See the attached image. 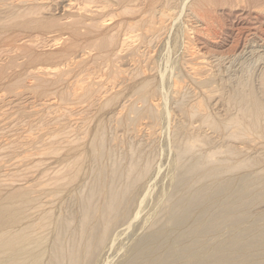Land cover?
Masks as SVG:
<instances>
[{"label":"rangeland","instance_id":"rangeland-1","mask_svg":"<svg viewBox=\"0 0 264 264\" xmlns=\"http://www.w3.org/2000/svg\"><path fill=\"white\" fill-rule=\"evenodd\" d=\"M15 1L0 0V8ZM69 1L15 4L0 16V178L5 173L8 181L2 186L0 179V206L31 187L25 191L39 217L28 221L36 219L38 230L30 231L36 234L22 264H53L60 251L61 264H71V251L79 264H264V24L259 39H247L251 23L220 9L223 28L212 40L194 15L197 0H72L105 7L94 21L73 17L65 9ZM163 12L169 17L160 25ZM67 20L78 22V38ZM100 20L110 25L101 28ZM131 30L138 38L119 51ZM191 49L205 52L209 66L199 80L188 71L200 62ZM47 68L60 73L34 78ZM94 82L106 95L86 94ZM74 92L82 95L79 102ZM254 107L262 113L255 127L247 117ZM232 121L250 129L246 138L229 137ZM187 145L193 150L181 152ZM242 161L249 166L231 168ZM193 164L198 171L188 173ZM221 164L231 170L212 178L209 171ZM10 177L19 182L9 186ZM110 190L120 198L108 224L101 214ZM92 191L94 215L86 221L83 205Z\"/></svg>","mask_w":264,"mask_h":264},{"label":"bare ground","instance_id":"bare-ground-1","mask_svg":"<svg viewBox=\"0 0 264 264\" xmlns=\"http://www.w3.org/2000/svg\"><path fill=\"white\" fill-rule=\"evenodd\" d=\"M55 1V0H54ZM66 1V0H65ZM75 1V0H74ZM73 1V2H74ZM91 1V0H90ZM99 1V0H98ZM2 2V1H1ZM16 3H11V4H9V5H7V7H5L4 6V8L3 7H1L0 8V16H2V15H5L6 13H8L7 12V10H9L11 7H14L15 8V6L16 5H22V6H25V7H32V6H37V5H40V4H42V2H43V0H16L15 1ZM49 2V1H48ZM76 2V1H75ZM74 2V3H75ZM83 2V1H82ZM84 2H85V0H84ZM159 2V1H158ZM171 2V1H170ZM66 3V2H65ZM74 3H72V0H70L69 1V3H68V5L65 7V9H66V11H70L71 9H73V12H74V15H72L73 17H81V18H83V19H89V20H91L92 19V21H94L93 20V18H96V17H102L103 15H104V8H102V7H100L98 4V6H96V7H94V8H92V9H90V8H88V7H86V6H84V7H81V6H75V4ZM88 3V2H87ZM94 3V2H93ZM3 4V3H2ZM16 4V5H15ZM84 4V3H83ZM5 5V4H4ZM95 5H96V3H95ZM92 6V5H91ZM102 6H104V4L102 5ZM38 7V6H37ZM3 8V9H2ZM23 9V8H22ZM31 9V8H30ZM108 8H106V10H107ZM158 9V8H157ZM221 9V10H220ZM223 9V10H222ZM25 10H26V8H25ZM28 10V9H27ZM37 10V9H36ZM220 10V11H219ZM224 10H226V11H224ZM11 12H12V10H10ZM13 11H15V9L13 10ZM31 11H33V10H29V12H28V14L29 13H31ZM35 11V10H34ZM194 11H195V13H194V15L196 14V18H197V20L200 22V24L201 25H199V26H201V31L202 32H205V36H207L208 38H210V39H212V40H215L216 39V34H217V31H219L218 29H222L223 27H222V22H221V19H220V17H218V11L221 13V14H223V13H225V12H229V13H232V12H236L237 13V16L236 17H239L238 19H239V22H243V21H245L246 19V22L247 21H249V23H251V26L250 27H248V26H243V27H245V30L247 29V31H248V33H251V35L249 36V37H247V39H255V41L257 40V39H259V35L261 34L260 33V31H261V29H262V25L264 24V0H197V2H196V4H195V9H194ZM11 12H10V15H11ZM20 12V11H19ZM119 12V11H118ZM161 12V11H160ZM34 13V12H33ZM41 13V12H40ZM40 13H34L33 15H37L38 16V14H40ZM108 13V12H107ZM120 13V12H119ZM169 13V12H168ZM9 14V13H8ZM17 14H18V12H17ZM23 14V13H22ZM24 14H25V12H24ZM155 14V13H154ZM170 14V13H169ZM15 15H16V13H15ZM30 15H32V14H30ZM115 15V14H114ZM145 15H147L146 13H145ZM153 15V14H152ZM6 16V15H5ZM9 16V15H8ZM14 16V15H13ZM13 16H11V17H13ZM18 16H20V15H18ZM23 16H25V15H23ZM110 16V15H109ZM235 16V15H234ZM71 17V16H70ZM123 17V16H122ZM169 17V15H167L166 13H160V16H159V23H160V25H161V23H164L166 20H167V18ZM225 17V16H224ZM247 17H249L250 19H248ZM21 18H22V16H21ZM29 18H30V16H29ZM29 18H28V20L27 21H29ZM32 18H33V16H32ZM46 18V17H45ZM108 18V17H107ZM107 18H105V19H107ZM232 18V17H231ZM35 19V18H34ZM76 19V18H75ZM79 19V18H78ZM77 19V20H78ZM83 19H81V20H83ZM103 19V18H102ZM155 19V18H154ZM237 19V20H238ZM2 20V19H1ZM0 20V21H1ZM7 20V19H6ZM5 20V21H6ZM13 20V19H12ZM16 20V19H15ZM19 20V19H18ZM30 20H31V18H30ZM45 20V19H44ZM81 20H79L80 22H81ZM84 20V21H85ZM143 20V19H142ZM229 20V19H228ZM3 21V20H2ZM20 21V20H19ZM26 21V20H25ZM43 21V20H42ZM69 20H67V22L65 23V25H67L68 27H70L69 29H70V34H71V37L72 38H78L79 36H80V32H79V30H78V28H77V26H78V22L77 21H70L71 23H69L68 22ZM83 21V22H84ZM96 21H99V19L98 20H95V22ZM101 21V20H100ZM137 21V20H136ZM141 21V20H140ZM152 21V20H151ZM235 21V20H234ZM23 23H24V21H22ZM30 23L31 22H35V23H37L38 21H29ZM28 22V23H29ZM91 22V21H90ZM89 22V23H90ZM111 22H112V20H111ZM113 22H114V20H113ZM10 23V22H9ZM16 23H18V22H16ZM32 23V24H33ZM88 23V24H89ZM136 23V22H135ZM149 23H151V22H149ZM13 24V23H12ZM41 24V23H40ZM85 24V23H84ZM227 24V23H226ZM225 24V25H226ZM8 25V24H7ZM21 25V24H20ZM27 25V24H26ZM45 25V24H44ZM43 25V26H44ZM81 25V24H80ZM79 25V26H80ZM87 25V24H86ZM93 25H94V23H93ZM93 25H92V27H93ZM97 25V24H96ZM98 25H100L99 27H101V28H106V27H108L109 25H110V22L109 23H107V21L106 20H103V21H101L100 22V24H98ZM130 25V24H129ZM136 25V24H135ZM198 25V24H197ZM246 25V24H245ZM16 26V25H15ZM64 26V25H63ZM111 26H113V25H111ZM148 26H149V24H148ZM152 26V25H151ZM9 27V26H8ZM24 27H26V26H24ZM29 27V26H28ZM27 27V28H28ZM86 27V26H85ZM132 27V26H131ZM130 27V28H131ZM155 27V26H154ZM158 27V26H157ZM236 27V26H235ZM3 28V27H2ZM42 28V27H41ZM91 28V27H90ZM98 28V27H97ZM234 28V27H233ZM151 29V28H150ZM149 29V30H150ZM164 29V28H163ZM242 29V28H241ZM241 29L239 30L240 32H241ZM244 29V28H243ZM25 30V29H24ZM100 30V29H99ZM107 30V29H106ZM132 30H134V29H132ZM131 30V31H132ZM154 30V29H153ZM244 30V31H245ZM114 31V30H113ZM138 31V30H137ZM157 31V30H156ZM237 31V30H236ZM243 31V30H242ZM264 31V30H263ZM89 32V31H88ZM94 32V31H93ZM100 32V31H99ZM112 32V31H111ZM115 32V31H114ZM118 32V31H117ZM91 33H92V30H91ZM243 33V32H242ZM51 34V33H50ZM114 34V33H113ZM229 34V33H228ZM101 35V34H100ZM48 36H49V34H48ZM47 36V37H48ZM69 36V35H68ZM108 36V35H107ZM139 36H142V35H139ZM228 36V35H227ZM239 36V35H238ZM247 36V35H246ZM63 37V36H62ZM147 37V36H146ZM150 37V36H149ZM258 37V38H257ZM263 37V36H262ZM32 38V37H31ZM67 38V37H66ZM103 38H105V37H103ZM108 38H109V36H108ZM137 39L138 38V35H135V33L132 31L131 33H129V34H127L125 37H124V39L122 40V42H121V44H120V46H118V49H120L119 51H121L122 49H124V47H127L128 45H130L131 46V44L130 43H132V41L134 40V39ZM193 38V37H192ZM36 39V38H35ZM110 39V38H109ZM109 39H108V41H109ZM77 40V39H76ZM104 40V39H103ZM119 40V39H118ZM199 40V39H198ZM232 40H233V38H232ZM239 40V41H238ZM107 41V42H108ZM260 41H261V39H260ZM55 42V41H54ZM79 42V41H78ZM103 42V41H102ZM110 42V41H109ZM233 42H234V40H233ZM239 42H240V37L239 38H237L236 39V42H235V44L237 45V46H239L238 44H239ZM249 42V41H248ZM253 42V41H252ZM114 43H116V42H114ZM113 43V44H114ZM247 43V42H246ZM256 43V42H255ZM31 44V43H30ZM95 44V43H94ZM248 44V43H247ZM253 44V43H252ZM258 44V42L255 44V45H257ZM262 44L264 45V39L262 40ZM50 45V44H49ZM106 45V44H105ZM112 45V43L110 42V43H108V46H111ZM28 46H29V44H28ZM56 46V45H55ZM70 46V45H69ZM91 46V45H90ZM89 46V47H90ZM93 46V45H92ZM107 46V45H106ZM105 46V47H106ZM107 46V47H108ZM113 46V45H112ZM244 46H247V45H244ZM88 47V48H89ZM106 47V48H107ZM114 47V46H113ZM129 47V46H128ZM127 47V48H128ZM194 47V46H193ZM261 47V46H260ZM263 47V46H262ZM18 48V47H17ZM30 48H32V47H30ZM104 48V47H103ZM115 48V47H114ZM113 48V49H114ZM127 48H125V49H127ZM192 48V47H191ZM259 48V47H258ZM125 49H124V51H125ZM130 49V48H129ZM246 49V48H245ZM261 50H263V48H260ZM259 49V50H260ZM116 50H117V48H116ZM132 50V49H131ZM26 51V50H25ZM123 51V50H122ZM127 51V50H126ZM136 51V50H135ZM21 52V51H20ZM82 52V51H81ZM84 52V51H83ZM110 52V51H109ZM132 52V51H131ZM189 52H190V57H192L194 60H197V61H199L200 60V62L198 63L197 62V64L195 65V66H193V67H191V68H189V73L190 74H192L193 75V77L194 78H196V79H200L201 77H204L205 76V74H206V72H207V67H209L208 65H207V61H206V58L205 57H203V55H204V53L203 54H201V51L200 50H198V51H196V50H193V49H191V50H189ZM224 52V51H223ZM19 53V52H18ZM30 53V52H29ZM72 53V52H71ZM79 53V52H78ZM120 53V52H119ZM61 54V53H60ZM103 54V53H102ZM75 55V54H74ZM137 55V54H136ZM216 55V54H215ZM82 56H85L84 54L82 55ZM106 56V55H105ZM206 56V55H205ZM114 57V56H113ZM189 57V58H190ZM94 58V57H93ZM110 58V57H109ZM121 58V57H120ZM260 58V57H259ZM28 59V58H27ZM76 60H77V58H76ZM192 60V59H191ZM79 61H83V62H85V58L84 57H80V60ZM219 61V60H218ZM221 61V60H220ZM219 61V62H220ZM239 61V60H238ZM237 61V62H238ZM72 62V61H71ZM196 62V61H195ZM223 62V61H222ZM78 63V62H77ZM80 63V62H79ZM113 63V62H112ZM193 63V62H192ZM241 63H243V62H238V64H236V65H240L241 66ZM86 65V64H85ZM99 65V64H98ZM194 65V64H193ZM233 65V64H232ZM20 66V65H19ZM212 66V65H211ZM1 68V67H0ZM231 68H237V66L235 67V66H231ZM98 69V68H97ZM11 70V69H10ZM37 70V69H36ZM211 70H212V68H211ZM235 71V70H234ZM233 71V72H234ZM39 72V71H38ZM36 73V74H33V76H34V78L36 79L39 75H42V76H45V77H48V78H50L49 76H53L56 72H57V69L55 68V69H51V68H47V69H44V70H42V72H40V73ZM213 72V71H212ZM238 72V71H237ZM34 73V72H33ZM57 73H60V72H57ZM56 73V74H57ZM3 74V73H2ZM37 74H39V75H37ZM62 74V73H61ZM64 74V73H63ZM102 74V73H101ZM236 74V73H235ZM110 75V74H109ZM55 76V75H54ZM26 77V76H25ZM31 77V76H30ZM41 77V76H40ZM52 78H54V77H52ZM261 78V77H260ZM27 79V78H26ZM31 79V78H30ZM57 80H59V79H57ZM90 80V79H89ZM195 80V79H194ZM262 80V79H261ZM78 81V80H77ZM39 82V81H38ZM43 82V81H42ZM41 82V83H42ZM66 82V81H65ZM101 82V81H100ZM40 83V84H41ZM94 83H96V82H94ZM202 83V82H201ZM262 83V82H261ZM264 83V82H263ZM20 84V83H19ZM101 84H102V82H101ZM179 85V84H178ZM177 85V86H178ZM21 86V85H20ZM97 86H99V84H93V85H89V86H86L85 88H84V91H86V94H105L106 92H103L102 93V91H100L98 88H97ZM263 86H264V84H263ZM262 85H260V87L262 88L263 87ZM16 87V86H15ZM28 87V86H27ZM32 87H34V86H32ZM180 87H182V86H180ZM38 88V87H37ZM122 88V87H121ZM176 89H177V92L179 91V87H176ZM19 90H20V88H19ZM82 90V89H81ZM260 90V89H259ZM15 91V90H14ZM77 91V90H76ZM179 92H181V91H179ZM16 93V92H15ZM210 93V92H209ZM10 94V93H9ZM213 94V93H212ZM106 95V94H105ZM244 95V94H243ZM32 96V95H31ZM66 96V95H65ZM82 96V95H81ZM80 96V94L78 93V92H74V94L72 95V97H75L76 98V100H78V98H80L81 97ZM84 96H85V92H84ZM83 96V97H84ZM87 96V95H86ZM1 97V96H0ZM14 97V96H13ZM24 97V96H23ZM99 97V96H98ZM241 97V96H240ZM29 98V97H28ZM63 98V97H62ZM68 98V97H67ZM1 99H4V98H0V100ZM84 99V98H83ZM97 99V98H96ZM101 99V98H100ZM248 100V99H247ZM11 101V100H10ZM80 100H78L77 102H79ZM92 101V100H91ZM98 101V100H97ZM9 102V101H8ZM7 102V103H8ZM13 102V101H12ZM17 102V101H16ZM16 102H15V105H16ZM52 102V101H51ZM74 102H75V100H74ZM252 102V101H251ZM43 104V103H42ZM48 104H49V102H48ZM47 104V105H48ZM51 104H53L54 105V102L53 103H51ZM80 104V103H79ZM154 104V103H153ZM1 105V104H0ZM18 105V104H17ZM46 105V106H47ZM52 105V106H53ZM196 105V104H195ZM11 106V105H10ZM85 106V105H84ZM259 106V105H258ZM7 107V106H6ZM5 107V108H6ZM198 107V106H197ZM246 107V106H245ZM260 107V106H259ZM49 107H47V109H48ZM53 108V107H52ZM70 108V107H69ZM88 108V107H87ZM90 108V107H89ZM250 108V107H249ZM257 108V107H256ZM261 108V107H260ZM66 109V108H65ZM197 109V108H196ZM200 109V108H199ZM254 109H255V107H254ZM253 109V110H254ZM10 110V109H9ZM62 110H64V109H62ZM247 110V109H246ZM249 110V109H248ZM3 111V110H2ZM193 111V110H192ZM1 112V111H0ZM10 112V111H9ZM155 112V111H154ZM250 113L248 114V116L247 117H249L251 120H252V123L251 124H253V126L255 127V124L256 125H258L257 124V120H259V118H260V116H262V113L259 111V109L257 108V109H255V111H249ZM122 113V112H121ZM149 113V112H148ZM153 113V112H152ZM192 113V112H191ZM196 113V112H195ZM198 113V112H197ZM79 114V113H78ZM202 114V113H201ZM12 115V114H11ZM208 115V114H207ZM1 116V115H0ZM4 116V115H3ZM9 116V115H8ZM196 116V115H195ZM204 116V115H203ZM205 117H207V116H205ZM9 118V117H8ZM204 118V117H203ZM44 119V118H43ZM235 119V118H234ZM261 119V118H260ZM6 120V119H5ZM240 120V119H239ZM254 121L256 122L255 124H254ZM1 123V122H0ZM4 123V122H3ZM202 123V122H201ZM216 124V123H215ZM215 124H213V125H211L213 128H216V125ZM219 126V125H218ZM202 128V127H201ZM219 128V127H218ZM226 128H228V129H230V130H228V131H230L229 132V137H231V138H233V140L236 138V140L238 139V138H246V136H248V133H249V131H250V129L241 121V122H237V121H232V123L229 125V126H227L226 125ZM198 130V129H197ZM263 130V129H262ZM219 131V130H218ZM64 134V133H63ZM69 134V133H68ZM60 135V134H59ZM152 136V135H151ZM225 137V136H224ZM207 138V137H206ZM209 138V137H208ZM249 139H250V137H248ZM248 138L247 139H245V141L247 142V140H248ZM53 139V138H52ZM242 139V140H243ZM62 140V139H61ZM241 140V139H240ZM59 141V140H58ZM71 141V140H70ZM230 141V140H229ZM239 141V140H238ZM251 140H249V142H250ZM53 142V141H52ZM57 142V141H56ZM61 142V141H60ZM66 142V141H65ZM253 142V141H252ZM256 142H254V144H255ZM249 144H251V143H249ZM253 144V145H254ZM51 145H52V143H51ZM55 145V144H54ZM68 145V144H67ZM245 145V144H244ZM8 147H9V144L7 145ZM259 146V145H258ZM7 147V148H8ZM233 147V146H232ZM231 147V148H232ZM247 147V146H246ZM260 147V146H259ZM54 148V147H53ZM185 150L184 151H181V152H183V153H187V152H190L191 151V149H192V146H190L189 147V145H187V147L185 146ZM257 148V147H256ZM1 149V148H0ZM2 149H4V148H2ZM60 149V148H59ZM221 149V148H220ZM234 149H236V148H234ZM49 150V149H48ZM62 150V149H61ZM193 150V149H192ZM55 151V150H54ZM237 151V150H236ZM49 152V151H48ZM229 152V154H231V155H234L235 154V151L234 150H232V151H228ZM228 152H226V154L228 153ZM2 153H3V151H2ZM11 153V152H10ZM239 153V152H238ZM243 153V152H242ZM43 154V153H42ZM228 154V155H229ZM237 154V153H236ZM1 155V154H0ZM29 155H31V154H29ZM181 155H182V153H181ZM203 155V154H202ZM225 155V154H224ZM219 156V155H218ZM221 156V155H220ZM236 156V155H235ZM28 157V156H27ZM212 157V156H211ZM3 158V157H2ZM5 159V158H4ZM4 159H2V160H4ZM9 159V158H8ZM19 159V158H18ZM18 159H16V160H18ZM26 159V158H25ZM227 159V158H226ZM22 160V159H21ZM210 160H211V158H210ZM223 160L224 159H222V163H226L227 164V162L226 161H224L223 162ZM253 160V159H252ZM5 161V160H4ZM4 161H1L2 163H0L1 165L2 164H4L3 162ZM217 161V160H216ZM228 161H230V160H228ZM258 161V160H257ZM10 162V161H9ZM20 162V161H19ZM196 162V161H195ZM202 162V161H201ZM200 162V163H201ZM221 162V161H220ZM13 163H14V160H13ZM21 163V162H20ZM198 163V162H197ZM207 163V162H206ZM255 163V162H254ZM189 164V163H188ZM203 164V163H202ZM202 164H200V166L202 165ZM249 164V162L248 161H246V162H244V161H242V162H238L235 166H232L231 168H233V170L234 169H238V168H240V167H245L246 165H248ZM0 165V166H1ZM5 165H7L8 166V164H5ZM15 165H17V162H16V164ZM227 165H229V164H227ZM227 165H224V164H221L220 166H217V167H213V169L211 170V171H209V172H211L210 174H211V176H212V178L213 177H216V176H218V174H220V172H222V170H224V169H229L230 168V166H227ZM10 166V165H9ZM13 166V165H12ZM18 166V165H17ZM249 166V165H248ZM247 166V167H248ZM5 167V166H4ZM25 167V166H24ZM188 167V166H187ZM202 167V166H201ZM1 168V167H0ZM7 168V167H6ZM13 168V167H12ZM28 168V167H27ZM133 168V167H132ZM231 168L229 169V170H231ZM24 169V168H23ZM26 169V168H25ZM5 170V169H4ZM10 170V169H9ZM19 170H21V169H19ZM27 170V169H26ZM29 170H31V169H29ZM57 170V169H56ZM130 170V169H129ZM6 171H7V169H6ZM14 171V170H13ZM16 171V170H15ZM195 171H198V164H193V165H191L190 167H188L187 168V172L188 173H192L193 174V172H195ZM225 171V170H224ZM30 172V171H29ZM208 172V171H207ZM207 172H205L204 174H206ZM226 172V171H225ZM2 173V172H1ZM22 173V172H21ZM20 173V174H21ZM34 173V172H33ZM49 173V172H48ZM117 173V172H116ZM198 173V172H197ZM12 174V173H11ZM57 174V173H56ZM59 174V173H58ZM115 174V173H114ZM29 175H31V174H29ZM191 175V174H190ZM195 175V174H194ZM208 176H209V174H207ZM207 175H203V176H207ZM3 176H5V173H4V175ZM3 176H2V178H3ZM207 176V177H208ZM8 177V176H7ZM14 177V176H13ZM115 177V176H114ZM183 177V176H182ZM206 177V178H207ZM246 177V176H245ZM2 178H0V179H2ZM12 177H10V178H8V179H11ZM21 178V177H20ZM5 180H6V178H4ZM22 179V178H21ZM130 179V178H129ZM3 180V179H2ZM25 180V179H24ZM50 180V179H49ZM114 180H115V178H114ZM41 181V180H40ZM130 181V180H129ZM1 182V181H0ZM19 182V180L17 179V178H15V179H11L10 180V183H9V186L11 185L12 186V184H17ZM29 182V181H28ZM31 182V181H30ZM2 183V182H1ZM8 181H4L3 180V184H2V186H7L8 187ZM22 183H24V182H22ZM35 183V182H34ZM52 183V182H51ZM130 183V182H129ZM20 184V183H19ZM37 184V183H36ZM42 184H44V183H42ZM41 184V185H42ZM107 184H109V183H107ZM127 184V183H126ZM1 185V184H0ZM24 185V184H23ZM28 185V184H27ZM129 185V184H128ZM34 186V185H33ZM40 186V185H39ZM39 186H38V188H39ZM44 186V185H43ZM48 186V185H47ZM57 186V185H56ZM59 186V185H58ZM110 186V189H111V185H109ZM113 186H115V185H113ZM1 187V186H0ZM130 187H132V185H129V187H127L126 188V191H129V189H131ZM12 188V187H11ZM28 187H26V188H23L22 187V191L20 192V189H19V192L20 193H15L14 195L13 194H11V195H13L14 196V198L16 199V200H14V202L13 203H9L10 205H1L0 206V264H7V263H5V262H11L12 264H22V261H23V259L24 258H21V256L23 255L22 253L27 249V247L29 246V245H31L32 244V242H31V235L33 234V235H35L36 234V232H37V230H38V228H37V226L35 225V222L38 220V216H36L35 217V215L37 214V212H36V208H37V206H36V204H35V206L36 207H34V206H32L31 205V202H30V200H29V197L27 196V193H26V189H27ZM31 187H29L28 189H30ZM41 188V187H40ZM42 189V188H41ZM95 189V188H94ZM94 189H92V190H94ZM112 189H114V187L112 188ZM115 189H116V187H115ZM26 190V191H25ZM32 190V189H31ZM119 190V189H118ZM29 191V190H28ZM58 191V190H57ZM95 191V190H94ZM94 191H92L91 192V195L89 196V199L88 200H86V202H85V204L83 205V208H84V212H85V214H86V221H88V219L91 217V215L93 214L94 215V211H93V198H94V195H96V194H94ZM107 191H108V188H107ZM30 192V191H29ZM55 192V191H54ZM109 192V191H108ZM118 191L116 190V192L114 191V190H110V194H109V200H108V202L107 203H105V205H104V207H103V209H102V214H101V218H102V220H107L108 221V224H109V222L110 223H112L113 221L112 220H114V219H116V212L115 211H117L116 210V201L117 200H119L118 199V197H119V195L120 194H118L117 193ZM36 193H37V191H36ZM95 193H97V192H95ZM122 193V192H121ZM128 193V192H127ZM32 194H33V192H32ZM43 195V194H42ZM47 195V194H46ZM51 195V194H50ZM126 195V194H125ZM12 196V197H13ZM44 196V195H43ZM52 196H54L53 194H52ZM0 197H1V195H0ZM33 195H31V197H30V199L31 200H33ZM46 197V196H45ZM204 197V196H203ZM2 198V197H1ZM35 198V197H34ZM49 199H50V197H48ZM120 198V197H119ZM121 198H123V196H122V194H121ZM36 199V198H35ZM33 202H36V201H33ZM33 202H32V204H33ZM1 203V202H0ZM120 203V202H119ZM183 203V202H182ZM49 204V203H48ZM47 204V205H48ZM185 204V203H184ZM119 206V205H118ZM96 207V206H95ZM117 209H118V207H117ZM175 209V208H174ZM48 212V211H47ZM40 213V212H39ZM96 213V212H95ZM38 217V218H37ZM43 217V216H42ZM32 218H37V220L35 219V222L34 223H30V222H28V221H30V220H32ZM43 220L45 219V218H42ZM34 220V219H33ZM42 220V221H43ZM84 220V219H83ZM85 221V222H86ZM112 221V222H111ZM28 222V223H27ZM32 222V221H31ZM38 222H39V220H38ZM37 222V224H40V225H42V223H41V221H40V223H38ZM44 223V222H43ZM49 223V222H48ZM44 225V224H43ZM46 225V224H45ZM83 225V224H82ZM86 225V224H85ZM47 226V225H46ZM33 227H36L37 229H36V232H35V234H34V231L33 232H30V231H32V228ZM40 227V226H39ZM96 228L95 229H97V226H95ZM44 228H46V227H44ZM103 228V227H102ZM35 229V228H34ZM40 229H42L41 227H40ZM88 229V228H87ZM44 231V230H43ZM92 231H93V229H92ZM91 231V232H92ZM101 231V230H100ZM29 232V233H28ZM40 232V231H39ZM89 232H90V229H89ZM103 232V231H102ZM27 233V234H26ZM93 233H95L94 231H93ZM89 234V233H88ZM103 234V233H102ZM86 235V234H85ZM84 235V236H85ZM91 235H93V234H91ZM97 235H98V233H97ZM100 236V235H99ZM106 236V235H105ZM38 237V236H37ZM59 237V236H58ZM60 237H61V235H60ZM87 237V236H86ZM73 238V237H72ZM90 238V237H89ZM94 238H95V234H94ZM102 238H104V234H103V236H102ZM57 239V238H56ZM91 240H92V236H91V238H90ZM101 239V237L99 238V240ZM38 240V239H37ZM45 240V239H44ZM60 240V239H59ZM80 240V239H79ZM97 240V239H96ZM35 241V240H34ZM74 241V240H73ZM86 241V240H85ZM88 241V240H87ZM90 242H92V241H90ZM100 242V241H99ZM31 243V244H30ZM60 243H62L61 241H59V244H58V252L62 249V244H60ZM97 243V242H96ZM40 244V243H39ZM89 244V243H88ZM87 244V245H88ZM93 244V243H92ZM91 244V245H92ZM56 245V244H55ZM86 245V246H87ZM64 246V245H63ZM94 246H95V244H94ZM93 246V247H94ZM55 247V246H54ZM31 248V247H30ZM33 248V247H32ZM89 248V247H88ZM30 250H32V249H30ZM66 250V249H65ZM68 250V249H67ZM93 250V249H92ZM33 251H34V249H33ZM85 251H86V249H85ZM84 251V252H85ZM90 252V251H89ZM28 253V252H27ZM26 253V254H27ZM69 253V252H68ZM71 253V255H70V258H69V260H70V262H71V264H79L77 261H79L78 259H79V255H78V252H70ZM60 254H62L61 253V251H60V253L59 254H55L56 255V257L55 258H53V261H55L53 264H61V262H60V260L61 259H63V258H61L60 259ZM87 254V253H86ZM24 256V255H23ZM81 256V255H80ZM28 257V256H27ZM69 257V256H68ZM82 257V256H81ZM15 261H14V260ZM27 259V258H26ZM55 259V260H54ZM13 262H12V261ZM25 260V259H24ZM28 260V259H27ZM52 261V262H53ZM66 261V260H65ZM24 262V261H23ZM27 262V261H26ZM64 262V261H63ZM84 262H85V260H84ZM47 264V263H46Z\"/></svg>","mask_w":264,"mask_h":264}]
</instances>
